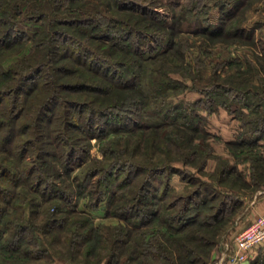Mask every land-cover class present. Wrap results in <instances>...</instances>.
I'll list each match as a JSON object with an SVG mask.
<instances>
[{"label": "trees", "instance_id": "obj_1", "mask_svg": "<svg viewBox=\"0 0 264 264\" xmlns=\"http://www.w3.org/2000/svg\"><path fill=\"white\" fill-rule=\"evenodd\" d=\"M141 1L105 0L111 9L121 12L119 17L97 13L59 19L46 13L24 14L41 21L40 29L31 36L18 26L22 10L17 0H0V105L5 102L0 109V259L14 254L28 261L49 257V250L38 242L47 236L50 242L65 245L71 260L96 243L103 250L98 256L106 264H119L123 255L127 258L122 264H205L209 246L215 240L208 238V229L202 227L212 226L233 209L222 202L216 213L208 214L206 219L198 220L199 212L186 214L191 210L190 202H194L193 194L170 196L169 183L163 187L154 184L156 175L171 171L174 160L148 166L123 159L112 154L116 149L109 141L102 147L104 153L112 154L105 163L90 165L84 176L73 173L86 161L88 140L102 141L118 132H136L145 126L142 118L146 94L141 91L140 73L135 67L144 59L145 42L152 35L158 42L164 36L158 28L159 36L151 32V22L147 21L155 20L165 27L168 22L161 18L162 13ZM202 3L203 0H185L183 4L173 2L172 7L180 11L185 6L191 13L198 12ZM138 21L140 27L136 25ZM205 21L207 24L203 22L198 30L211 36L228 38L232 33L242 36L245 32L244 28L229 32L226 24ZM57 25H71L74 29ZM31 37L34 51L5 69L3 59ZM115 51L117 58L113 60L110 56ZM177 52L182 57L183 51ZM261 58L264 60V51ZM263 84L264 78L259 85L241 88L221 81L204 88L207 98L201 100L212 108L218 101L225 103L226 95L244 99L247 107L260 112L253 125L259 134L257 139L264 135ZM252 95L257 96L258 102L250 100ZM187 108L173 103L164 111L165 115L182 119L175 124L173 138H167L171 145L176 144L177 138L188 142L197 134L194 121L198 115L188 116L184 112ZM27 153H31L30 159ZM194 153L195 149L191 156ZM123 171L127 172L122 175ZM106 193V214L118 217L123 224L97 227L89 221V213L78 209L79 197L87 194L86 205L93 207ZM149 194L158 200L155 207L148 204ZM26 202L31 206L32 219L25 218ZM43 203L45 206L39 211L37 207ZM41 214L40 223H36ZM132 217L138 220H131ZM154 222L159 228H170L174 235L185 232L187 224L183 222L196 224L190 229V239L180 242L183 254L172 257L167 247L171 245L176 251L178 245L175 237L167 233L153 231L157 246L151 240L133 239L134 231L139 229L145 238L147 228L143 227ZM140 255H147L148 261L139 260ZM263 262L264 255L252 264Z\"/></svg>", "mask_w": 264, "mask_h": 264}, {"label": "rangeland", "instance_id": "obj_2", "mask_svg": "<svg viewBox=\"0 0 264 264\" xmlns=\"http://www.w3.org/2000/svg\"><path fill=\"white\" fill-rule=\"evenodd\" d=\"M104 1L61 0L57 3L55 0H17L22 10L18 26L34 36L40 29L41 21L24 17V14L31 13H46L51 18L59 19L75 16L82 18L94 16L97 13L122 16L121 12L111 9ZM184 1H141L162 13L161 18L168 22L165 27L155 20L147 21V23L151 22L149 25L151 32H156L158 35V28L164 36L158 42L152 35L153 39L150 38L145 42L147 45L143 47L144 59L139 67H135L140 73L141 91L146 94L147 105H144L142 118L145 126L135 130L136 132H118L102 141L88 140L89 150L85 155L86 161L76 167L73 173L84 176V170L87 167L105 163L106 158L112 154L137 163H147L148 166H161L168 160H174L170 166H174L171 171L156 175L154 184L163 187L169 183L170 196L193 194L194 202H190L191 210L186 214L199 212L198 220L206 219L208 214L214 215L222 202L232 206L233 210L216 220L212 226L202 227L208 229L206 236L215 240L213 245L209 246L210 254L205 258V264H232L235 261L229 258L230 256L222 262L220 257L225 251L231 254L236 252V241L240 232L253 216L251 211L247 210V202L256 192L264 190V135L256 139L258 133L253 130V125L256 124L255 117L260 112H255L249 105L247 107L244 99L235 98L233 95H226L225 103L218 101L212 108L207 105L206 107L202 100L207 98L204 88L217 85L221 81L236 84L241 88L259 85L264 78V69H262L264 60L261 58L264 51L262 49L264 48V0H240V4L238 0H203L204 4L202 3L199 7L203 11L199 9L198 12L191 13L185 6L180 11L172 7L173 2L183 4ZM237 4L239 8L235 9ZM205 20L212 24H226L227 29L230 28L229 32H234L235 28H244L245 32L242 36H234L232 33L228 38L211 36L209 32L198 30L203 22L207 24ZM140 24L141 22L138 21L136 25L140 27ZM57 27L66 28L69 31L74 29L71 25H57ZM120 28L123 27L120 26ZM195 29L198 31H194ZM22 42V45L3 59L5 69L11 63L20 61L34 51L32 37ZM180 49L183 51L182 57L179 56V52L175 53ZM114 53L110 56L113 60L117 58V52ZM261 89L264 91V84L261 85ZM68 93L72 95L71 92ZM250 100L258 102L255 95H252ZM173 103H182L184 108L187 105L188 108L184 112H187L188 116L191 113L198 115L194 121L198 127L197 134L194 132V138L188 142L177 138L175 145H171L167 138H173V133L177 131L175 124L182 119L180 117L174 119V116L164 114L165 109ZM2 105L4 108L5 102ZM2 105L0 109H3ZM109 141L116 149L112 154L102 151V147L105 148ZM122 148L125 151H122ZM194 149L195 153L191 156ZM27 154V158L30 159L31 153ZM126 172L123 171L122 175ZM132 174L136 172L133 171ZM86 195L79 197L77 207L90 214L89 221L93 225L116 226L124 223L118 217L106 214L109 203L108 193L93 207L86 205L88 201ZM157 203L158 200L149 194V206L155 207ZM44 206L45 204L36 207L41 211ZM51 206H53L52 203ZM30 213L31 206L26 202L25 218H31ZM41 216L42 214L38 215L36 223H40ZM83 216L86 217L85 214ZM131 220L138 219L132 217ZM183 224H187L185 232L174 235L169 231L170 228L169 230L166 227L159 228L154 222L152 225L143 227L147 228V232L144 233L145 238L140 234L141 229H139L134 231L133 239L136 242L151 240L157 246L158 239L155 242L156 237H153L155 234L153 231L167 233L168 236L175 237L174 242L176 241L178 245L176 251L171 245L167 247L175 258L176 253L185 252L180 247V242L185 238L190 239L193 232L190 229L196 227L195 223L183 222ZM38 242L42 248L49 250V257L28 261L14 254L0 259L1 264H52L53 262L55 264H106L105 260L102 261V258L98 256V252L103 253V250H99L96 243H92L91 249L89 251L85 249L84 254L78 255L76 260H71L67 257L70 251L65 245L50 242L47 236L44 241L40 239ZM139 257V260L148 261L147 255ZM126 258L123 255L119 264H122ZM132 262L134 261L129 263L132 264Z\"/></svg>", "mask_w": 264, "mask_h": 264}, {"label": "built area", "instance_id": "obj_3", "mask_svg": "<svg viewBox=\"0 0 264 264\" xmlns=\"http://www.w3.org/2000/svg\"><path fill=\"white\" fill-rule=\"evenodd\" d=\"M264 242V212L258 214L241 232L236 241V252L231 254L229 251L222 253L220 262L228 258L232 260H244L248 257V252Z\"/></svg>", "mask_w": 264, "mask_h": 264}, {"label": "crops", "instance_id": "obj_4", "mask_svg": "<svg viewBox=\"0 0 264 264\" xmlns=\"http://www.w3.org/2000/svg\"><path fill=\"white\" fill-rule=\"evenodd\" d=\"M249 201L247 202V210L249 209L251 211V214H253L251 220H254V218H256L258 214L264 212V190H259L258 192H256L254 197ZM247 214L248 212L246 213V215ZM250 221L246 224V226L250 223ZM263 255H264V242L252 248L248 252V257L246 259L235 261L232 264H252L253 262H256V260Z\"/></svg>", "mask_w": 264, "mask_h": 264}]
</instances>
